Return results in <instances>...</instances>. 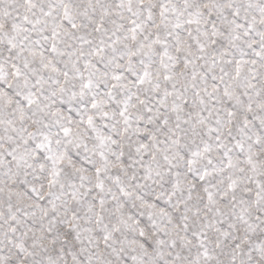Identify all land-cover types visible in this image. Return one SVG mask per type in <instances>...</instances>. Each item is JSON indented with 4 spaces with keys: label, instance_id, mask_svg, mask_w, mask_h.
<instances>
[{
    "label": "snow or ice",
    "instance_id": "1",
    "mask_svg": "<svg viewBox=\"0 0 264 264\" xmlns=\"http://www.w3.org/2000/svg\"><path fill=\"white\" fill-rule=\"evenodd\" d=\"M0 264H264V0H0Z\"/></svg>",
    "mask_w": 264,
    "mask_h": 264
}]
</instances>
